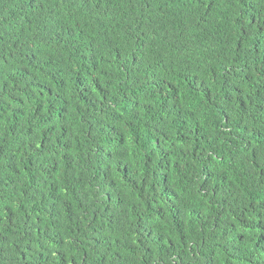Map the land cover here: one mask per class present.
I'll list each match as a JSON object with an SVG mask.
<instances>
[{
    "label": "trees",
    "instance_id": "trees-1",
    "mask_svg": "<svg viewBox=\"0 0 264 264\" xmlns=\"http://www.w3.org/2000/svg\"><path fill=\"white\" fill-rule=\"evenodd\" d=\"M0 264H264V0H0Z\"/></svg>",
    "mask_w": 264,
    "mask_h": 264
}]
</instances>
